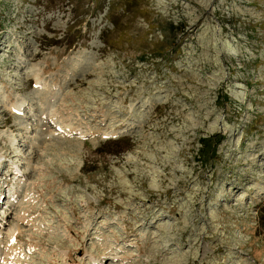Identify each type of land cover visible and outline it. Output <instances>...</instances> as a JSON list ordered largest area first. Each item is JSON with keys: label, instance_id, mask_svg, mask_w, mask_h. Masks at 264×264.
<instances>
[{"label": "rangeland", "instance_id": "obj_1", "mask_svg": "<svg viewBox=\"0 0 264 264\" xmlns=\"http://www.w3.org/2000/svg\"><path fill=\"white\" fill-rule=\"evenodd\" d=\"M0 264H264V0H0Z\"/></svg>", "mask_w": 264, "mask_h": 264}, {"label": "bare ground", "instance_id": "obj_2", "mask_svg": "<svg viewBox=\"0 0 264 264\" xmlns=\"http://www.w3.org/2000/svg\"><path fill=\"white\" fill-rule=\"evenodd\" d=\"M17 109H18V110H20V106H19V107H17Z\"/></svg>", "mask_w": 264, "mask_h": 264}]
</instances>
